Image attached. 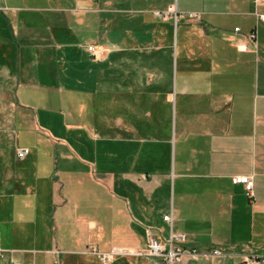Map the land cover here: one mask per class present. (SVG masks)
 <instances>
[{"label":"crops","instance_id":"crops-1","mask_svg":"<svg viewBox=\"0 0 264 264\" xmlns=\"http://www.w3.org/2000/svg\"><path fill=\"white\" fill-rule=\"evenodd\" d=\"M261 13L264 0H0L9 262L152 264L98 252L146 249L149 231L167 242L168 213L199 253L177 264L264 255ZM235 175L255 179L254 197Z\"/></svg>","mask_w":264,"mask_h":264},{"label":"built area","instance_id":"built-area-1","mask_svg":"<svg viewBox=\"0 0 264 264\" xmlns=\"http://www.w3.org/2000/svg\"><path fill=\"white\" fill-rule=\"evenodd\" d=\"M170 10L175 12L177 17L176 7L172 6ZM259 18L264 22V13L259 14ZM251 36L254 37L255 33H253ZM88 48L95 55L97 54V52H99L95 44H90ZM28 153H29V149L27 148H21L17 152L18 157L20 158L24 157ZM233 182L236 184H243L245 186L247 194L250 197H254L255 179L252 176L235 175L233 177ZM164 219L168 221L172 226L170 238L168 239L167 242H163L159 238L152 236L151 231H149L150 238L146 249L141 247H136V248L116 247L109 253L97 251L98 254L105 263H111L117 255H122V254L153 258L158 262H160L161 264H177L178 262H181L183 260L184 256L187 253L191 257L196 258L199 255L198 251L196 249H191L187 251L185 247V243L188 240L187 234L182 231H175L173 229V222H174L173 213L166 214L164 216ZM4 253H5V249H3L0 245V257L3 256ZM213 254L221 255L222 251L220 249H215L213 250ZM10 264H22V263L12 258ZM241 264H264V255L263 254L248 255L242 260Z\"/></svg>","mask_w":264,"mask_h":264},{"label":"rangeland","instance_id":"rangeland-1","mask_svg":"<svg viewBox=\"0 0 264 264\" xmlns=\"http://www.w3.org/2000/svg\"><path fill=\"white\" fill-rule=\"evenodd\" d=\"M163 15H164V14H163ZM159 16H160V15H159ZM161 40L163 41L164 39H161ZM96 45H97V48H98V51H99V55H106L107 52L109 51V48L107 47V45H106L105 43H100V42H98V43H96ZM88 68H89V67H88ZM121 70L124 71L123 69H120V70H119V71H120V72H119L120 74H122V71H121ZM158 73H161V72L159 71ZM104 75H105V77H106V74H105V73H104ZM120 77H121V79H122V75L119 76V79H120ZM109 84H110V83H109ZM114 84H115V87H117V82H115ZM85 86H87L88 89L93 90V89L95 88V83H94V81H89V82L87 83V85H85ZM106 114H107V113L104 114V121H103L104 123H103V124H99L97 130H98L99 134H101L102 136H104V137H106V138H109V137H111V136H110V133H112V130H111V128H110V126H111V116H110V117H109V115L105 116ZM86 116H87V121H88V123H89V125H90V127H91L92 124L94 123V120L92 121V120L90 119V115H89V113H86ZM16 258H17L18 260L22 261V259H21V257H20L19 255H16ZM146 259L150 261L149 258L146 257ZM150 262H151V261H150ZM151 263H152V262H151ZM0 264H10L7 253L4 254V256H1V257H0Z\"/></svg>","mask_w":264,"mask_h":264},{"label":"water","instance_id":"water-1","mask_svg":"<svg viewBox=\"0 0 264 264\" xmlns=\"http://www.w3.org/2000/svg\"><path fill=\"white\" fill-rule=\"evenodd\" d=\"M149 259L152 262V264H161L160 262H158L157 260H155L153 258H149Z\"/></svg>","mask_w":264,"mask_h":264}]
</instances>
